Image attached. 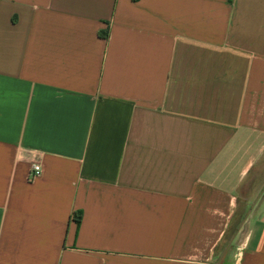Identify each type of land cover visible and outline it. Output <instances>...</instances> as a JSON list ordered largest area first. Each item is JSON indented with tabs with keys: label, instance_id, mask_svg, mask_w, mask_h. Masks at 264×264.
<instances>
[{
	"label": "crops",
	"instance_id": "0c3cea01",
	"mask_svg": "<svg viewBox=\"0 0 264 264\" xmlns=\"http://www.w3.org/2000/svg\"><path fill=\"white\" fill-rule=\"evenodd\" d=\"M0 264H264V0H0Z\"/></svg>",
	"mask_w": 264,
	"mask_h": 264
},
{
	"label": "built area",
	"instance_id": "2783aa9c",
	"mask_svg": "<svg viewBox=\"0 0 264 264\" xmlns=\"http://www.w3.org/2000/svg\"><path fill=\"white\" fill-rule=\"evenodd\" d=\"M41 172H42L41 165L38 163H34L32 166V171H31L29 178L34 179L38 177L39 175H41Z\"/></svg>",
	"mask_w": 264,
	"mask_h": 264
},
{
	"label": "trees",
	"instance_id": "16d2710c",
	"mask_svg": "<svg viewBox=\"0 0 264 264\" xmlns=\"http://www.w3.org/2000/svg\"><path fill=\"white\" fill-rule=\"evenodd\" d=\"M106 35V34H105Z\"/></svg>",
	"mask_w": 264,
	"mask_h": 264
}]
</instances>
